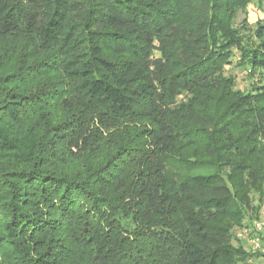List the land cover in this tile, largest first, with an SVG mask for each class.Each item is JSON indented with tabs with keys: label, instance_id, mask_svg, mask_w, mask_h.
Segmentation results:
<instances>
[{
	"label": "trees",
	"instance_id": "16d2710c",
	"mask_svg": "<svg viewBox=\"0 0 264 264\" xmlns=\"http://www.w3.org/2000/svg\"><path fill=\"white\" fill-rule=\"evenodd\" d=\"M250 1L0 0V264L259 254L231 231L264 203V21L230 24Z\"/></svg>",
	"mask_w": 264,
	"mask_h": 264
},
{
	"label": "rangeland",
	"instance_id": "374dc122",
	"mask_svg": "<svg viewBox=\"0 0 264 264\" xmlns=\"http://www.w3.org/2000/svg\"><path fill=\"white\" fill-rule=\"evenodd\" d=\"M264 21V1L260 0H251L248 5L244 8H239L235 11L234 17L232 18L230 24L232 29L239 31L241 35L247 36L249 35V31L255 28V23L263 22ZM235 57L231 59L230 65L224 67V72L222 77L224 78H234L235 79V89L234 91L245 94L250 93L253 89V83L255 84L258 82L257 75L252 80L248 72L237 65L239 53L234 52ZM193 150L187 151L186 154L191 155ZM196 172V171H194ZM253 198L252 207L256 206L257 202V195L251 194ZM252 207L248 208L245 220L243 221L244 224L242 226H233L232 227V234H233V245L242 247V250L246 253H259L257 256H253L252 258L239 262L238 264H264V232H251L249 236L246 233L249 229L252 230L254 225L258 223H264V203L260 205L259 212L257 216L254 214V210ZM252 216V217H251ZM251 217V219H250ZM255 231V230H254ZM250 238H257L259 243L258 247H254L250 244Z\"/></svg>",
	"mask_w": 264,
	"mask_h": 264
},
{
	"label": "built area",
	"instance_id": "2783aa9c",
	"mask_svg": "<svg viewBox=\"0 0 264 264\" xmlns=\"http://www.w3.org/2000/svg\"><path fill=\"white\" fill-rule=\"evenodd\" d=\"M254 230H255V231H254ZM251 232H254V233H255V232H257V233L264 232V223H258V224H256V225H254L253 229H252V230L249 229L248 231H246L245 234H247V235L249 236V234H250ZM249 242H250V244H252L255 248L258 247V243H259V241H258L257 238H250Z\"/></svg>",
	"mask_w": 264,
	"mask_h": 264
}]
</instances>
